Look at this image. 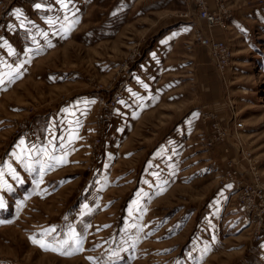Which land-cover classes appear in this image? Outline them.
I'll use <instances>...</instances> for the list:
<instances>
[{"label": "rangeland", "instance_id": "rangeland-1", "mask_svg": "<svg viewBox=\"0 0 264 264\" xmlns=\"http://www.w3.org/2000/svg\"><path fill=\"white\" fill-rule=\"evenodd\" d=\"M207 2L224 26L190 0H0V264H264V213L220 184L238 142L264 182V0ZM217 120L245 127L209 146Z\"/></svg>", "mask_w": 264, "mask_h": 264}, {"label": "built area", "instance_id": "built-area-1", "mask_svg": "<svg viewBox=\"0 0 264 264\" xmlns=\"http://www.w3.org/2000/svg\"><path fill=\"white\" fill-rule=\"evenodd\" d=\"M190 1L195 2L197 19L205 22L206 28L211 29L217 25L224 26L226 18L230 16L229 9L224 3L219 5L218 11L212 12L208 8L207 0ZM206 28L199 24L195 30V39L208 49L212 62L222 72L232 62V50L226 41L208 33ZM121 94L114 92L112 96V102L116 107L122 100ZM244 125V122L238 120H234L232 123H226L222 120L212 122L210 127L213 135L207 138V144L215 146L224 143L232 130L238 132L245 127ZM234 144L235 155L227 160L225 170L220 178V184L222 187L236 191V195L241 200L245 210L261 216L264 213V182L251 158V153L245 150L240 142ZM245 161L248 163L245 164Z\"/></svg>", "mask_w": 264, "mask_h": 264}, {"label": "crops", "instance_id": "crops-1", "mask_svg": "<svg viewBox=\"0 0 264 264\" xmlns=\"http://www.w3.org/2000/svg\"><path fill=\"white\" fill-rule=\"evenodd\" d=\"M73 113L75 114V116H79L82 114V110L81 108H78L77 110H73Z\"/></svg>", "mask_w": 264, "mask_h": 264}, {"label": "snow or ice", "instance_id": "snow-or-ice-1", "mask_svg": "<svg viewBox=\"0 0 264 264\" xmlns=\"http://www.w3.org/2000/svg\"><path fill=\"white\" fill-rule=\"evenodd\" d=\"M65 7H67V5H65ZM64 243H67V241H65ZM42 246H44V245H42ZM53 250H56V249H53Z\"/></svg>", "mask_w": 264, "mask_h": 264}]
</instances>
